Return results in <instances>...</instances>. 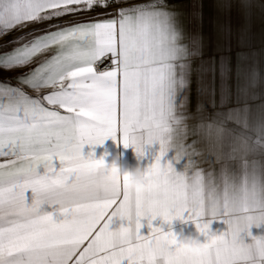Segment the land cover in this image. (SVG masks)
I'll return each mask as SVG.
<instances>
[{"label": "snow or ice", "instance_id": "6c2138e0", "mask_svg": "<svg viewBox=\"0 0 264 264\" xmlns=\"http://www.w3.org/2000/svg\"><path fill=\"white\" fill-rule=\"evenodd\" d=\"M171 13L169 0H0V41L14 45L0 73H17L0 78V264H264V236L249 231L264 224V176L254 166L237 182L228 170L248 148L239 130L257 97L239 80L257 89L259 70L238 65L211 112H187ZM108 137L138 155L159 144L148 183L85 155ZM206 154L218 168L205 171ZM206 215L227 231L210 235ZM157 217L195 222L203 248L187 250Z\"/></svg>", "mask_w": 264, "mask_h": 264}, {"label": "crops", "instance_id": "0c3cea01", "mask_svg": "<svg viewBox=\"0 0 264 264\" xmlns=\"http://www.w3.org/2000/svg\"><path fill=\"white\" fill-rule=\"evenodd\" d=\"M169 4L184 50L181 76L185 86L180 96L187 112L194 114L201 109L211 112L213 99L221 100L228 88L236 87L238 65H251L255 60L262 81L257 89L250 87L251 78L239 80L240 86L248 87L250 93L257 92V97L249 101L246 127L239 130L247 139L248 148L228 161V170L237 182L254 166L264 176V0H169ZM241 54H247V60L242 59ZM83 151L85 155L92 152L96 159L103 158L108 163L113 156H118L125 166L138 165L143 169L153 162L159 144L145 145L144 154L138 155L132 145L125 147L108 137L103 144L85 145ZM173 155L170 150L166 159L171 160ZM200 159L206 172L218 168L210 155ZM173 164L177 170H182L184 160L173 161ZM203 220L207 222L211 217L206 215ZM120 223L115 218L112 227L118 228ZM142 223L141 232L147 234L150 230L147 222ZM152 224L165 232L172 231L178 238H198L202 243L206 240L192 220L175 218L168 223L157 217ZM227 228L222 219L211 220L209 234L220 235ZM249 231L252 236H264V224L259 227L253 224ZM241 235L246 243L252 242L247 232Z\"/></svg>", "mask_w": 264, "mask_h": 264}, {"label": "clouds", "instance_id": "9594fccd", "mask_svg": "<svg viewBox=\"0 0 264 264\" xmlns=\"http://www.w3.org/2000/svg\"><path fill=\"white\" fill-rule=\"evenodd\" d=\"M105 167L114 168V175H118L121 177L127 176L128 182L132 185H145L148 183L152 176L145 175V169L140 166H125L121 163L120 158L118 156H113L110 163L104 160ZM178 243L184 246L187 250H197L203 248V243L198 238L181 236L177 237ZM217 243L221 247H230L232 245L231 239L221 238L217 240ZM257 247L264 248V241H258Z\"/></svg>", "mask_w": 264, "mask_h": 264}, {"label": "rangeland", "instance_id": "374dc122", "mask_svg": "<svg viewBox=\"0 0 264 264\" xmlns=\"http://www.w3.org/2000/svg\"><path fill=\"white\" fill-rule=\"evenodd\" d=\"M14 34H16V32H13L11 35L13 36ZM16 36V35H15ZM7 39H11V37H9V38H6V40H4V41H0V45H3V44H5V47L4 48H0V51H8V50H10V48L11 47H13L14 45H12V44H9L8 42H7ZM17 73H15V72H3V73H0V78H7V77H13V76H15Z\"/></svg>", "mask_w": 264, "mask_h": 264}, {"label": "built area", "instance_id": "2783aa9c", "mask_svg": "<svg viewBox=\"0 0 264 264\" xmlns=\"http://www.w3.org/2000/svg\"><path fill=\"white\" fill-rule=\"evenodd\" d=\"M98 12L102 11V9H97Z\"/></svg>", "mask_w": 264, "mask_h": 264}, {"label": "bare ground", "instance_id": "6f19581e", "mask_svg": "<svg viewBox=\"0 0 264 264\" xmlns=\"http://www.w3.org/2000/svg\"><path fill=\"white\" fill-rule=\"evenodd\" d=\"M19 33H16V34H14L13 36H15V35H18Z\"/></svg>", "mask_w": 264, "mask_h": 264}]
</instances>
